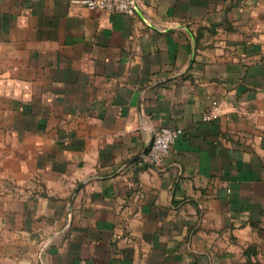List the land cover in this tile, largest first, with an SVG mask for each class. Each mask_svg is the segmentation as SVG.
Wrapping results in <instances>:
<instances>
[{
    "label": "crops",
    "instance_id": "crops-1",
    "mask_svg": "<svg viewBox=\"0 0 264 264\" xmlns=\"http://www.w3.org/2000/svg\"><path fill=\"white\" fill-rule=\"evenodd\" d=\"M134 2L0 0V264H264V0Z\"/></svg>",
    "mask_w": 264,
    "mask_h": 264
},
{
    "label": "built area",
    "instance_id": "built-area-1",
    "mask_svg": "<svg viewBox=\"0 0 264 264\" xmlns=\"http://www.w3.org/2000/svg\"><path fill=\"white\" fill-rule=\"evenodd\" d=\"M92 10L111 11L115 13L134 15L136 6L134 0H75ZM206 119L209 115L205 116ZM182 130L170 128H157L154 130L152 144L147 154L143 157V165L148 167L158 166L169 156L173 145L182 135Z\"/></svg>",
    "mask_w": 264,
    "mask_h": 264
}]
</instances>
